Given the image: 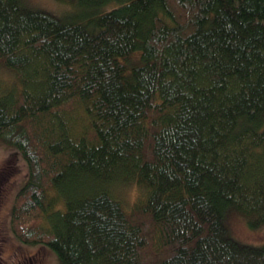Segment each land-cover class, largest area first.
<instances>
[{
    "label": "trees",
    "instance_id": "trees-1",
    "mask_svg": "<svg viewBox=\"0 0 264 264\" xmlns=\"http://www.w3.org/2000/svg\"><path fill=\"white\" fill-rule=\"evenodd\" d=\"M67 1L0 0L18 239L59 264H264L224 220L264 228V0Z\"/></svg>",
    "mask_w": 264,
    "mask_h": 264
},
{
    "label": "rangeland",
    "instance_id": "rangeland-1",
    "mask_svg": "<svg viewBox=\"0 0 264 264\" xmlns=\"http://www.w3.org/2000/svg\"><path fill=\"white\" fill-rule=\"evenodd\" d=\"M34 9L49 11L61 16L70 10L67 0H25ZM12 72L0 61V81H10ZM27 168L21 157L8 146L0 143V264H59L55 254L41 244L23 243L18 237V228L13 218L17 193L24 183ZM132 191L128 188L121 196L130 202ZM237 214V215H236ZM229 211L224 220L229 236L237 243L259 247L264 242V228L253 229L240 214ZM17 230L15 231V229Z\"/></svg>",
    "mask_w": 264,
    "mask_h": 264
}]
</instances>
